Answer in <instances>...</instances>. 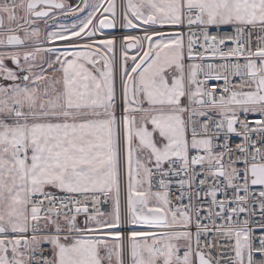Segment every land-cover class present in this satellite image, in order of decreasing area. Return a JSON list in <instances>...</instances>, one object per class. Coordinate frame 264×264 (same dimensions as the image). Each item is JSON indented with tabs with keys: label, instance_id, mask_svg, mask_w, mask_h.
Segmentation results:
<instances>
[{
	"label": "snow or ice",
	"instance_id": "snow-or-ice-1",
	"mask_svg": "<svg viewBox=\"0 0 264 264\" xmlns=\"http://www.w3.org/2000/svg\"><path fill=\"white\" fill-rule=\"evenodd\" d=\"M0 264H264V0H0Z\"/></svg>",
	"mask_w": 264,
	"mask_h": 264
},
{
	"label": "built area",
	"instance_id": "built-area-1",
	"mask_svg": "<svg viewBox=\"0 0 264 264\" xmlns=\"http://www.w3.org/2000/svg\"><path fill=\"white\" fill-rule=\"evenodd\" d=\"M116 31L119 32V31H121V30H116ZM105 32L107 33V32H111V31H105Z\"/></svg>",
	"mask_w": 264,
	"mask_h": 264
},
{
	"label": "water",
	"instance_id": "water-1",
	"mask_svg": "<svg viewBox=\"0 0 264 264\" xmlns=\"http://www.w3.org/2000/svg\"><path fill=\"white\" fill-rule=\"evenodd\" d=\"M105 31H111L112 32L113 30H105Z\"/></svg>",
	"mask_w": 264,
	"mask_h": 264
},
{
	"label": "rangeland",
	"instance_id": "rangeland-1",
	"mask_svg": "<svg viewBox=\"0 0 264 264\" xmlns=\"http://www.w3.org/2000/svg\"><path fill=\"white\" fill-rule=\"evenodd\" d=\"M57 44L61 43V42H56Z\"/></svg>",
	"mask_w": 264,
	"mask_h": 264
},
{
	"label": "crops",
	"instance_id": "crops-1",
	"mask_svg": "<svg viewBox=\"0 0 264 264\" xmlns=\"http://www.w3.org/2000/svg\"><path fill=\"white\" fill-rule=\"evenodd\" d=\"M73 2H75V0H73Z\"/></svg>",
	"mask_w": 264,
	"mask_h": 264
}]
</instances>
